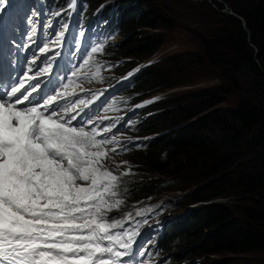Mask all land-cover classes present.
Instances as JSON below:
<instances>
[{
    "label": "trees",
    "instance_id": "1",
    "mask_svg": "<svg viewBox=\"0 0 264 264\" xmlns=\"http://www.w3.org/2000/svg\"><path fill=\"white\" fill-rule=\"evenodd\" d=\"M27 1L20 0L17 7ZM247 23L214 13L217 27L202 43V55L193 63L221 73L215 88L190 94H171L143 108L128 125L127 135L152 138L138 142L123 168L132 170L124 180L123 197L140 201L155 195L144 185L147 175H158L160 187L179 177H189L186 207L202 205L183 223L173 224L156 248L170 254L167 264H182L203 257L264 253V0H223ZM73 0H45L47 20L63 9L60 21L69 18ZM138 0H80L78 26L101 25L110 34L132 39L103 49L108 59L124 60L123 74L155 57L164 45L160 37H144L143 29L158 30L156 12H140ZM159 14V13H158ZM160 15V14H159ZM13 12L7 20L12 22ZM114 47V48H113ZM257 50V52H256ZM140 59L139 63L132 60ZM256 59L259 63L256 62ZM153 62L137 78V101L185 86L170 77L183 72L186 60L175 57ZM242 93L235 109L221 105ZM121 110H127L123 104ZM221 200L222 203L208 204Z\"/></svg>",
    "mask_w": 264,
    "mask_h": 264
},
{
    "label": "snow or ice",
    "instance_id": "2",
    "mask_svg": "<svg viewBox=\"0 0 264 264\" xmlns=\"http://www.w3.org/2000/svg\"><path fill=\"white\" fill-rule=\"evenodd\" d=\"M8 7L9 0H0V28ZM24 23L19 44L12 42L17 51L28 52L23 69L10 74V82L0 79V264H145L147 251L133 247L138 231L113 234L109 229L123 225L115 218L107 222L106 214L114 210L107 197L116 195L117 177L105 170L108 152L101 146L115 136L102 134L119 121L98 128L109 117L94 120L76 107L83 100L60 102L63 92L50 85L61 53L53 50L37 63L35 57L47 47H32L39 13ZM64 38L58 31L52 42L63 45ZM98 48L103 45L91 52Z\"/></svg>",
    "mask_w": 264,
    "mask_h": 264
},
{
    "label": "rangeland",
    "instance_id": "3",
    "mask_svg": "<svg viewBox=\"0 0 264 264\" xmlns=\"http://www.w3.org/2000/svg\"><path fill=\"white\" fill-rule=\"evenodd\" d=\"M142 4V10L146 15L158 12L159 16L157 19V24L159 29H143L141 34L144 37H160L164 39V45L159 50L158 54L147 60L146 62H156L159 60H169L175 57H181V59L186 60L185 66L182 67L183 72L180 75L176 69L171 70L170 77L176 78L179 82L186 83L185 86L172 88L164 93H160L156 96L163 98L166 95L179 94L186 95L194 91L205 90L215 88L222 83L221 73L209 66H199L193 61L197 56L202 55V43L203 40L212 33V31L217 27L214 24V13L230 15L229 12L232 9L223 0H138ZM233 12V11H232ZM234 13V12H233ZM231 16V15H230ZM27 25L23 26L24 30L18 34L15 38V42L19 44L20 36L27 31ZM135 34L126 36L122 35L120 43H125L132 39ZM51 39V38H50ZM47 39L37 38L33 41L32 47L35 48L37 45L47 44ZM50 40V43H52ZM3 54L10 53V55L18 56L25 55L26 52L21 53L15 48H12V44L9 42L7 48H1ZM0 50V54H1ZM132 60H136L139 63L140 59L138 57H133ZM166 61V62H167ZM97 75V74H96ZM103 78L105 74L103 73ZM243 99V94L239 93L229 97V99L221 105L223 109H235ZM99 139V138H98ZM110 139V138H104ZM115 140H112L110 144L101 146L105 151L108 152L106 161L107 166H120L125 163H129L131 158V146L130 144H125L123 146L114 148ZM115 149V151H112ZM89 151H93L91 147L88 148ZM106 166L105 170H109ZM112 172V171H111ZM128 174V172L126 173ZM114 175V174H113ZM148 179L143 181L144 185H148L149 188L154 190L155 199L144 200L140 202L133 210H138L142 212L141 219L139 220V215L136 217L139 220V226L137 230H141L146 226L150 225L156 220H159L169 214L168 208H174V212L178 215L186 214L189 209L190 215L196 213L202 205H207V203H199L197 205H191L186 207L188 197L190 194L182 190L186 187V183L182 180L188 182L191 179L189 177H179L174 180L168 178L170 181L168 184H164L160 187L159 180H162L161 176L158 175H147ZM220 202V201H219ZM221 203V202H220ZM114 208L121 209L123 206L121 203L113 204ZM130 206V205H129ZM130 207L125 211H129ZM124 211V212H125ZM123 213V212H122ZM119 213L117 215H121ZM179 223H183V218L178 219ZM137 225V224H136ZM137 227V226H136ZM161 226L153 228L148 234L143 233L144 239L150 238L157 235ZM147 235V236H146ZM146 236V237H145ZM139 260V258H136ZM203 264H264V253L258 254H245V255H219L211 257H203L200 259Z\"/></svg>",
    "mask_w": 264,
    "mask_h": 264
},
{
    "label": "bare ground",
    "instance_id": "4",
    "mask_svg": "<svg viewBox=\"0 0 264 264\" xmlns=\"http://www.w3.org/2000/svg\"><path fill=\"white\" fill-rule=\"evenodd\" d=\"M122 104H124V102H122V101H120L118 103V105H122ZM118 105H116V106H118ZM136 216L137 215H134L132 217V222L126 224L123 229H120V228H112V229H109V232L114 234L116 232H123V231H136V229H137V227H136L137 225L136 224L138 222V218ZM118 220L121 222V221L125 220V217L121 216V217L118 218ZM135 239H136V237H135ZM133 247L135 248V246H133Z\"/></svg>",
    "mask_w": 264,
    "mask_h": 264
},
{
    "label": "water",
    "instance_id": "5",
    "mask_svg": "<svg viewBox=\"0 0 264 264\" xmlns=\"http://www.w3.org/2000/svg\"><path fill=\"white\" fill-rule=\"evenodd\" d=\"M229 14H230L231 16H233L234 18H237V19H239L240 21H242L243 26H244L245 28L247 27V23H246V21H245L242 17H240V16H238L237 14L233 13L231 10H230ZM246 30H247V28H246ZM247 32H248L249 37H250V36H251L250 31L247 30ZM256 52H257V50H256ZM256 62L259 63L257 59H256ZM219 201H221V200L211 201V202H209V204L220 203ZM221 203H222V202H221Z\"/></svg>",
    "mask_w": 264,
    "mask_h": 264
},
{
    "label": "clouds",
    "instance_id": "6",
    "mask_svg": "<svg viewBox=\"0 0 264 264\" xmlns=\"http://www.w3.org/2000/svg\"><path fill=\"white\" fill-rule=\"evenodd\" d=\"M209 204V203H208Z\"/></svg>",
    "mask_w": 264,
    "mask_h": 264
}]
</instances>
